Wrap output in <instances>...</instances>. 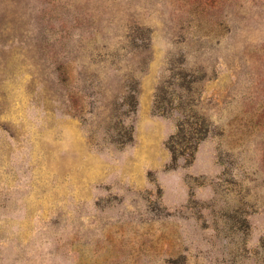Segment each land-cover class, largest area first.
<instances>
[{"label": "rangeland", "instance_id": "rangeland-1", "mask_svg": "<svg viewBox=\"0 0 264 264\" xmlns=\"http://www.w3.org/2000/svg\"><path fill=\"white\" fill-rule=\"evenodd\" d=\"M0 264H264V0H0Z\"/></svg>", "mask_w": 264, "mask_h": 264}, {"label": "trees", "instance_id": "trees-1", "mask_svg": "<svg viewBox=\"0 0 264 264\" xmlns=\"http://www.w3.org/2000/svg\"><path fill=\"white\" fill-rule=\"evenodd\" d=\"M170 85V83H169ZM163 86L157 88L155 93V100L153 103V109L157 112H162L163 109L160 106L162 101L161 93L163 92ZM123 105L127 109V116L134 114L137 108V98L136 90L132 87H127L126 93L123 97ZM179 130L173 136H171L167 142V148L172 154V160L175 161L178 156L181 155H191L195 149V144L202 139L204 136L205 130H184L182 123L179 126ZM113 130H116V126L112 127ZM185 136L183 148H177L178 142L175 139L176 136ZM133 140V128L130 125L128 128H124L121 132L117 131L114 136L110 135V141L117 146H122L124 144L130 143Z\"/></svg>", "mask_w": 264, "mask_h": 264}]
</instances>
